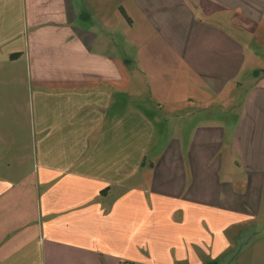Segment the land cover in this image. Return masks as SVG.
Segmentation results:
<instances>
[{
    "label": "crops",
    "instance_id": "obj_1",
    "mask_svg": "<svg viewBox=\"0 0 264 264\" xmlns=\"http://www.w3.org/2000/svg\"><path fill=\"white\" fill-rule=\"evenodd\" d=\"M261 27L264 0H0L1 157L31 151L0 264H220L245 216L213 179L264 174Z\"/></svg>",
    "mask_w": 264,
    "mask_h": 264
},
{
    "label": "rangeland",
    "instance_id": "obj_2",
    "mask_svg": "<svg viewBox=\"0 0 264 264\" xmlns=\"http://www.w3.org/2000/svg\"><path fill=\"white\" fill-rule=\"evenodd\" d=\"M255 38L260 39L259 42L261 44H256L255 47L258 48H253V51L258 54L259 59L264 61V30L262 27L258 30ZM262 66L264 68V65ZM251 78L252 76L246 73L244 80L248 81ZM229 117V120H232V113L229 114ZM24 132L26 131H21V153L18 158L11 159L10 156H6L2 159L1 155L4 154L5 147L0 146L1 173L14 172L15 175H17L23 174V172L28 169L31 151L29 141H24ZM162 132L171 133L169 129H161L159 133ZM26 137L25 139L28 140L29 136ZM157 142L160 141H156V143ZM7 160L13 162L15 166L13 170H9L6 166ZM224 165L227 171L238 170L242 172V174H229L223 176L224 174L220 173L218 179H213V188L216 192H221L223 189L222 186H225V182H232V184L225 187L224 198L229 199L237 197L236 205L242 209L245 218L241 223L232 224L227 227L229 244L228 249L220 257V264H264V174L256 178V176L244 172V163H240L239 166L237 163L227 162L224 163ZM218 180L220 181L219 186L221 187L217 186L219 183ZM218 194L219 193H214L213 198L216 199Z\"/></svg>",
    "mask_w": 264,
    "mask_h": 264
},
{
    "label": "trees",
    "instance_id": "obj_3",
    "mask_svg": "<svg viewBox=\"0 0 264 264\" xmlns=\"http://www.w3.org/2000/svg\"><path fill=\"white\" fill-rule=\"evenodd\" d=\"M214 264H217V262H216V263H214Z\"/></svg>",
    "mask_w": 264,
    "mask_h": 264
}]
</instances>
